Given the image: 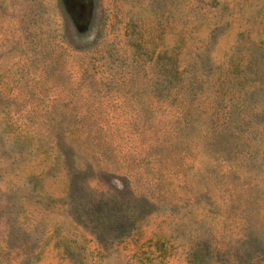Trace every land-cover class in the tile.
<instances>
[{"label": "rangeland", "instance_id": "rangeland-1", "mask_svg": "<svg viewBox=\"0 0 264 264\" xmlns=\"http://www.w3.org/2000/svg\"><path fill=\"white\" fill-rule=\"evenodd\" d=\"M0 264H264V0H0Z\"/></svg>", "mask_w": 264, "mask_h": 264}]
</instances>
